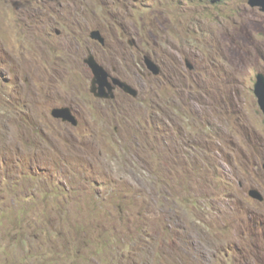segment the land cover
Listing matches in <instances>:
<instances>
[{"label":"rangeland","instance_id":"rangeland-1","mask_svg":"<svg viewBox=\"0 0 264 264\" xmlns=\"http://www.w3.org/2000/svg\"><path fill=\"white\" fill-rule=\"evenodd\" d=\"M258 72L247 0H0V264H264Z\"/></svg>","mask_w":264,"mask_h":264},{"label":"water","instance_id":"water-1","mask_svg":"<svg viewBox=\"0 0 264 264\" xmlns=\"http://www.w3.org/2000/svg\"><path fill=\"white\" fill-rule=\"evenodd\" d=\"M247 3L251 7H259L264 12V0H247ZM90 38L99 42L101 45L105 44V37L99 29H93L89 34ZM132 43V41H130ZM86 66L90 69L92 76L89 79V91L101 100H114L116 98V90L119 89L122 92L130 95L131 97L141 99L142 93L134 87L131 83L122 80L117 76H113L95 57V55L88 51L87 56L83 59ZM186 66L189 70L194 69L193 63L186 59ZM144 64L149 70V73L158 75L161 70L159 65L149 56H144ZM254 94L257 99L258 106L264 114V73L258 72L254 83ZM51 115L54 118L60 119L64 122H68L75 126L78 123L76 115L73 113L70 106L54 107L51 111ZM249 195L255 199L262 200V194L251 189Z\"/></svg>","mask_w":264,"mask_h":264},{"label":"flooded vegetation","instance_id":"flooded-vegetation-1","mask_svg":"<svg viewBox=\"0 0 264 264\" xmlns=\"http://www.w3.org/2000/svg\"><path fill=\"white\" fill-rule=\"evenodd\" d=\"M96 59H97V58H96ZM114 70H115V67H114ZM121 79H122V78H121ZM122 80H124V79H122ZM118 90H119V89L116 90V93H117Z\"/></svg>","mask_w":264,"mask_h":264},{"label":"trees","instance_id":"trees-1","mask_svg":"<svg viewBox=\"0 0 264 264\" xmlns=\"http://www.w3.org/2000/svg\"><path fill=\"white\" fill-rule=\"evenodd\" d=\"M166 116H168V114H165Z\"/></svg>","mask_w":264,"mask_h":264}]
</instances>
